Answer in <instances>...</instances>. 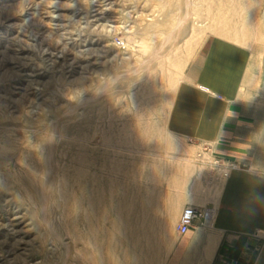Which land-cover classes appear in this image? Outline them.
<instances>
[{
  "label": "rangeland",
  "instance_id": "obj_1",
  "mask_svg": "<svg viewBox=\"0 0 264 264\" xmlns=\"http://www.w3.org/2000/svg\"><path fill=\"white\" fill-rule=\"evenodd\" d=\"M261 5L262 0H0V109L21 122L12 125L14 131H36L25 117L49 121L69 115H111L136 126L137 134L120 133L116 147L108 148L104 264H161L170 210H160L155 196L157 211L142 210L148 191L167 198L168 206L180 198L205 203L237 162L215 156L211 146L174 132L168 122L177 86L215 36L252 50V67L260 75L245 81L241 99L251 102L264 136ZM154 31L167 39L143 46L142 33ZM81 91L83 104L70 113ZM144 128L147 133L140 134ZM22 141L24 150L31 140ZM259 145L258 155L248 157L264 172V138ZM63 240L71 242L68 236ZM55 250L52 242L42 246L29 199L0 182V264H42L57 260Z\"/></svg>",
  "mask_w": 264,
  "mask_h": 264
},
{
  "label": "crops",
  "instance_id": "obj_2",
  "mask_svg": "<svg viewBox=\"0 0 264 264\" xmlns=\"http://www.w3.org/2000/svg\"><path fill=\"white\" fill-rule=\"evenodd\" d=\"M261 6L264 16V0ZM252 66L247 45L215 36L177 86L168 114L171 129L211 146L215 156H233L237 162L205 203L180 198L168 206L166 197L158 203L160 210H170L161 264H264V172L253 168L248 157L258 155L264 136L251 102L241 99L245 81L260 75ZM186 206L211 207L214 215L195 221L180 235L176 227Z\"/></svg>",
  "mask_w": 264,
  "mask_h": 264
},
{
  "label": "bare ground",
  "instance_id": "obj_3",
  "mask_svg": "<svg viewBox=\"0 0 264 264\" xmlns=\"http://www.w3.org/2000/svg\"><path fill=\"white\" fill-rule=\"evenodd\" d=\"M137 22L142 27L148 25L141 19ZM142 34L146 39L142 41L143 46L147 45L148 40L165 41L168 37V34L159 31ZM144 53L147 54L143 52L140 55ZM106 71L110 72V69L106 68ZM99 90L107 91L102 87ZM81 93L76 96V103L70 107V113L83 104ZM62 118L48 121L25 117L23 121L27 127L36 131L28 135L22 132L21 135L11 128L21 122L1 110L0 182L3 187L13 186L17 196L31 202L42 246L49 242L56 244L54 254L57 260L46 259L42 264H104L108 148L116 147L117 140H114L119 139L120 133L137 134L136 126L125 122H120V125L111 115L107 120L101 116L91 118L89 115ZM41 130L46 134H41ZM147 131L144 128L139 133ZM23 138L31 140L24 150L20 148ZM13 160L16 164L12 163ZM164 181L165 178L158 180L159 183ZM150 190L146 205L142 203V210L148 214L153 208L152 198L155 196L154 204L163 199L160 193L155 194ZM156 211L154 209L153 213ZM211 215H214V211ZM67 236L71 242L63 240ZM78 245H83L84 249H77Z\"/></svg>",
  "mask_w": 264,
  "mask_h": 264
},
{
  "label": "built area",
  "instance_id": "obj_4",
  "mask_svg": "<svg viewBox=\"0 0 264 264\" xmlns=\"http://www.w3.org/2000/svg\"><path fill=\"white\" fill-rule=\"evenodd\" d=\"M213 212V209L211 207H195V206H186L179 218L178 224H177V232L180 235H184L191 225L199 220H205L209 217H211V213Z\"/></svg>",
  "mask_w": 264,
  "mask_h": 264
}]
</instances>
